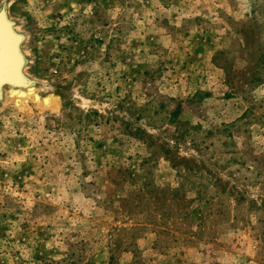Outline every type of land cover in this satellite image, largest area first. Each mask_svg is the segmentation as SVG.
I'll return each mask as SVG.
<instances>
[{
  "label": "rangeland",
  "instance_id": "obj_1",
  "mask_svg": "<svg viewBox=\"0 0 264 264\" xmlns=\"http://www.w3.org/2000/svg\"><path fill=\"white\" fill-rule=\"evenodd\" d=\"M0 8V264H264V0Z\"/></svg>",
  "mask_w": 264,
  "mask_h": 264
},
{
  "label": "bare ground",
  "instance_id": "obj_2",
  "mask_svg": "<svg viewBox=\"0 0 264 264\" xmlns=\"http://www.w3.org/2000/svg\"><path fill=\"white\" fill-rule=\"evenodd\" d=\"M0 12H2L1 9H0ZM0 25L3 26V29L5 28L3 18H0ZM6 49L7 48H5V51ZM5 51L1 53L2 57H0V59L1 61L3 59L9 61L10 69L8 70L9 71L8 74H5V72L3 73L0 72V97L4 93V90L8 88L9 97L14 102V104L19 108H22L24 105L29 103L30 100H33L37 103L43 102L44 106L47 108L53 106L55 102H53V99L51 98H47L46 100L43 99V101L40 100L39 98L40 96L37 95L35 88L33 86V82L25 74L26 66L22 67V70H21L22 75H19L20 74L19 69L22 66V61H21L22 58L19 59L18 56L15 57L14 53L10 51L9 49H7V52ZM22 54L24 55V53ZM7 75L11 77V80H9L10 81L9 86L3 83L4 77Z\"/></svg>",
  "mask_w": 264,
  "mask_h": 264
},
{
  "label": "water",
  "instance_id": "obj_3",
  "mask_svg": "<svg viewBox=\"0 0 264 264\" xmlns=\"http://www.w3.org/2000/svg\"><path fill=\"white\" fill-rule=\"evenodd\" d=\"M0 9L2 11L0 12V14H2L0 15V18H3L4 27H5L3 29V26L0 25V57H2L1 53L5 51V48H7L14 53L15 57L18 56L19 59L22 58L21 60L22 66L19 69V72H20L19 75H22V72H21L22 67L26 66V63H27V60L25 61L26 57L25 55L22 54L23 51L21 49V46L24 41V36L22 34H19L16 31L15 24L10 20L6 9L5 8H0ZM7 49L5 52H7ZM9 66H10L9 61L5 59L1 61L0 59V72L1 73L5 72V74H8L9 72L8 70L10 69ZM9 80H11V77L7 75L4 77L3 83L9 86L10 85ZM2 98H3V94L0 97V101L2 100Z\"/></svg>",
  "mask_w": 264,
  "mask_h": 264
},
{
  "label": "trees",
  "instance_id": "obj_4",
  "mask_svg": "<svg viewBox=\"0 0 264 264\" xmlns=\"http://www.w3.org/2000/svg\"><path fill=\"white\" fill-rule=\"evenodd\" d=\"M184 171V176L187 178V180H189L190 178L194 177L196 175L197 170L195 171L192 168H181V171ZM182 171V172H183ZM185 178V180H186Z\"/></svg>",
  "mask_w": 264,
  "mask_h": 264
}]
</instances>
